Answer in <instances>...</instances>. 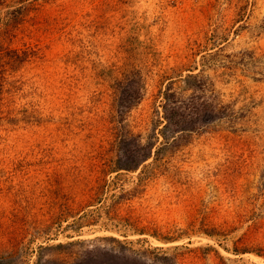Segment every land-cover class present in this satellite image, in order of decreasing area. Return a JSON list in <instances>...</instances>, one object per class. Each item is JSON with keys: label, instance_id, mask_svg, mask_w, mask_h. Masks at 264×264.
<instances>
[{"label": "rangeland", "instance_id": "obj_1", "mask_svg": "<svg viewBox=\"0 0 264 264\" xmlns=\"http://www.w3.org/2000/svg\"><path fill=\"white\" fill-rule=\"evenodd\" d=\"M0 264H264V0H0Z\"/></svg>", "mask_w": 264, "mask_h": 264}, {"label": "trees", "instance_id": "obj_2", "mask_svg": "<svg viewBox=\"0 0 264 264\" xmlns=\"http://www.w3.org/2000/svg\"><path fill=\"white\" fill-rule=\"evenodd\" d=\"M188 78H193L195 79L196 83H194V86H196L197 88L201 89L202 87H204L205 83H203V80L200 78L199 74H189ZM187 81V80H186ZM172 90L170 89V91L168 92V94L166 92H164V100L167 102H169V94ZM174 95V94H173ZM176 95V94H175Z\"/></svg>", "mask_w": 264, "mask_h": 264}]
</instances>
